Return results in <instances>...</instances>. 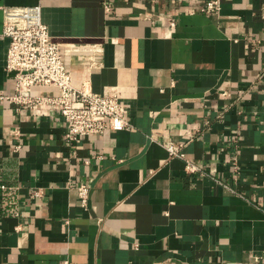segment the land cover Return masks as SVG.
Listing matches in <instances>:
<instances>
[{"label":"crops","instance_id":"obj_1","mask_svg":"<svg viewBox=\"0 0 264 264\" xmlns=\"http://www.w3.org/2000/svg\"><path fill=\"white\" fill-rule=\"evenodd\" d=\"M206 1L0 0V96L3 8L40 5L74 85L132 126L69 144L58 109L0 98V264H264V0Z\"/></svg>","mask_w":264,"mask_h":264},{"label":"built area","instance_id":"obj_2","mask_svg":"<svg viewBox=\"0 0 264 264\" xmlns=\"http://www.w3.org/2000/svg\"><path fill=\"white\" fill-rule=\"evenodd\" d=\"M149 1L152 4L159 2ZM221 9V0H207L198 11L215 14ZM3 15V36L10 41L6 71L14 73L16 84L14 95L0 96L2 100L17 105L18 110L37 111L44 105L58 109L66 122L65 140L69 144L87 136H103L108 129L129 130L132 127L115 88L99 94L74 85L61 48L43 22L40 5L4 7ZM169 26L171 29L176 26L173 18L169 19ZM39 86L54 87L59 94L55 97L33 95V89ZM182 148L183 145L171 143L167 150L171 158L185 162L189 173L197 172L198 168L187 159ZM77 190L82 207L86 208L90 188L81 184ZM64 264L70 263L65 261Z\"/></svg>","mask_w":264,"mask_h":264}]
</instances>
